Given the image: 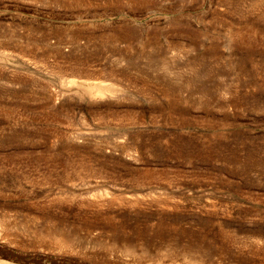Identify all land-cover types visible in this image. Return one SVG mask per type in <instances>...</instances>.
<instances>
[{
    "label": "rangeland",
    "instance_id": "374dc122",
    "mask_svg": "<svg viewBox=\"0 0 264 264\" xmlns=\"http://www.w3.org/2000/svg\"><path fill=\"white\" fill-rule=\"evenodd\" d=\"M0 264H264V0H0Z\"/></svg>",
    "mask_w": 264,
    "mask_h": 264
}]
</instances>
